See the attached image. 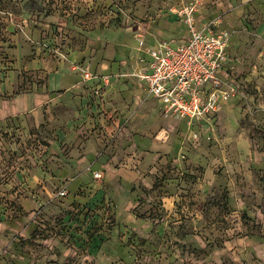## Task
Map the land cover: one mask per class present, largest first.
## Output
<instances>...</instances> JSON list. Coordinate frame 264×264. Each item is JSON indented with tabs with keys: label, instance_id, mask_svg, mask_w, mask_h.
<instances>
[{
	"label": "rangeland",
	"instance_id": "1",
	"mask_svg": "<svg viewBox=\"0 0 264 264\" xmlns=\"http://www.w3.org/2000/svg\"><path fill=\"white\" fill-rule=\"evenodd\" d=\"M187 6L236 90L191 126L140 78ZM27 94L45 122L0 124V264H264V0H0V105Z\"/></svg>",
	"mask_w": 264,
	"mask_h": 264
},
{
	"label": "built area",
	"instance_id": "2",
	"mask_svg": "<svg viewBox=\"0 0 264 264\" xmlns=\"http://www.w3.org/2000/svg\"><path fill=\"white\" fill-rule=\"evenodd\" d=\"M181 13L189 27L188 37L156 44L140 78L166 113L191 126L214 117L236 90L225 70L226 38L196 30L191 6Z\"/></svg>",
	"mask_w": 264,
	"mask_h": 264
},
{
	"label": "crops",
	"instance_id": "3",
	"mask_svg": "<svg viewBox=\"0 0 264 264\" xmlns=\"http://www.w3.org/2000/svg\"><path fill=\"white\" fill-rule=\"evenodd\" d=\"M45 24H51L49 21H45ZM228 55V53H227ZM229 57L227 64L225 66V70L231 74L230 66H229ZM231 76V75H230ZM230 80L233 81L232 76ZM54 82V80H53ZM3 88V92H10L13 90V86L10 83H6L1 87ZM41 97L39 95L35 96L34 94H27L22 96L12 97L10 100L5 101L3 104L0 105V120L3 118H7L4 122H0V124H4V132L10 131L13 128L21 129V131H26L28 129V123L35 129H38V132L41 130V125L45 122L44 116L41 110V105L38 103L40 102ZM161 106V105H160ZM67 127L71 128L72 125H69L70 121L67 122ZM61 133L62 136H65L60 130L53 131V136L57 138V134ZM33 176H30V179H33ZM30 183L32 181H29ZM22 188L25 190L29 188L26 182H22Z\"/></svg>",
	"mask_w": 264,
	"mask_h": 264
},
{
	"label": "trees",
	"instance_id": "4",
	"mask_svg": "<svg viewBox=\"0 0 264 264\" xmlns=\"http://www.w3.org/2000/svg\"><path fill=\"white\" fill-rule=\"evenodd\" d=\"M50 22V21H49Z\"/></svg>",
	"mask_w": 264,
	"mask_h": 264
}]
</instances>
